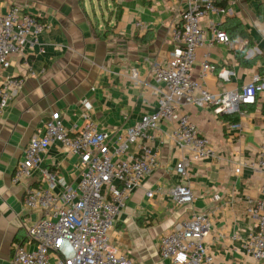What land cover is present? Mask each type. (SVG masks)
Masks as SVG:
<instances>
[{"label":"crops","instance_id":"obj_1","mask_svg":"<svg viewBox=\"0 0 264 264\" xmlns=\"http://www.w3.org/2000/svg\"><path fill=\"white\" fill-rule=\"evenodd\" d=\"M216 3L228 12L210 14L202 21L206 45L197 50L192 77L218 95L242 90L254 75L264 77V3ZM15 5L49 28L40 45L26 51L30 67L22 56H14L10 68L0 70V85L11 77L25 79L17 98L0 115V264L10 263L12 246L24 241L27 228L44 215L24 206L27 190L42 179L41 171L54 172L73 188L80 181V159L53 144L42 156L40 171L14 185V170L31 139L55 115L74 135L88 119L99 130L112 133L157 112L162 85L151 70L169 61L172 29L181 22L185 8L184 0H0V14ZM212 25L229 35V44L210 45ZM205 62L216 71L204 72ZM133 70L138 80L131 77ZM84 100L92 105L90 111L83 107ZM242 109L217 116L211 107H182L199 132L209 137L217 158L196 160L192 151L176 144L177 124L160 123L151 142L159 166L132 193L110 230L111 242L120 252L136 264H172L160 256L162 236L199 212L212 224L207 238L212 264H257L245 252L244 242L255 229L246 213L248 201L260 198L264 183L258 168L264 148V91L256 105ZM236 117L240 130L232 128L230 119ZM138 150V145H131L120 159L129 160ZM183 158L190 159L188 178L176 174ZM176 184L192 187V204L172 200L169 190ZM149 192L154 195L149 197Z\"/></svg>","mask_w":264,"mask_h":264},{"label":"built area","instance_id":"obj_2","mask_svg":"<svg viewBox=\"0 0 264 264\" xmlns=\"http://www.w3.org/2000/svg\"><path fill=\"white\" fill-rule=\"evenodd\" d=\"M184 3L181 22L172 29L170 59L151 70V76L162 85L158 90L157 112L143 115L135 125L112 133L99 130L88 119L74 135L61 116L55 115L31 139L14 170V185L40 171L42 156L53 144H61L80 159V181L73 188L63 178L58 179L54 172L41 171L42 179L27 190L24 206L44 215L27 228L24 241L12 246L9 264H136L112 244L110 230L132 193L159 166V154L151 147V142L160 123L177 124L173 132L176 144L192 151L196 160L217 158L218 153L209 137L199 132L182 107H211L218 116L241 113L243 106L256 105L258 95L264 91V77L259 74L242 90L218 95L210 93L192 77L197 50L206 45L202 21L210 14L224 15L228 10L218 6L216 0H184ZM48 28L49 24L18 5L0 14V70L10 68L14 56H22L24 64L30 67L26 51L40 45V38ZM210 30V45L230 43L229 35L216 25ZM203 70L215 72L216 66L205 62ZM131 77L138 80L136 70ZM24 83L25 79L11 77L0 85V115L17 98ZM82 104L87 111L92 109L87 100ZM232 128L240 130L241 124H233ZM135 144L138 152L129 160L120 159ZM189 165L187 158L178 162L177 176L188 178ZM258 168L264 176V148L259 153ZM57 188H61V192H56ZM153 195L148 193L149 197ZM169 195L178 205L192 204L195 200L192 187L184 184L174 185ZM246 213L255 229L245 239V252L257 264H264V183L260 198L249 199ZM211 232L209 217L194 213L162 236L160 256L172 264H212L207 245Z\"/></svg>","mask_w":264,"mask_h":264},{"label":"trees","instance_id":"obj_3","mask_svg":"<svg viewBox=\"0 0 264 264\" xmlns=\"http://www.w3.org/2000/svg\"><path fill=\"white\" fill-rule=\"evenodd\" d=\"M217 4V3H216ZM219 6V5H218ZM220 7H222V6H220ZM241 111H243V109L241 108ZM228 117V116H227ZM232 122H233V124H236V123H238L239 121V119L236 117L235 119H230Z\"/></svg>","mask_w":264,"mask_h":264}]
</instances>
